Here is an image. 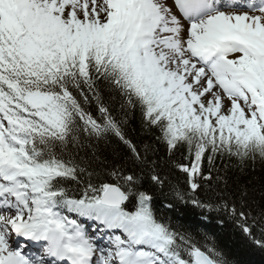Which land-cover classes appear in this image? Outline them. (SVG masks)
Returning <instances> with one entry per match:
<instances>
[{
  "label": "snow or ice",
  "instance_id": "obj_1",
  "mask_svg": "<svg viewBox=\"0 0 264 264\" xmlns=\"http://www.w3.org/2000/svg\"><path fill=\"white\" fill-rule=\"evenodd\" d=\"M234 8L250 11L222 10ZM105 93L125 115L139 109L169 152L187 147L176 166L191 202L212 210L194 195L197 177L212 180L203 162L264 158V0H0V264H227L210 238L157 216L143 167L167 178ZM109 134L140 172L103 156Z\"/></svg>",
  "mask_w": 264,
  "mask_h": 264
},
{
  "label": "trees",
  "instance_id": "obj_2",
  "mask_svg": "<svg viewBox=\"0 0 264 264\" xmlns=\"http://www.w3.org/2000/svg\"><path fill=\"white\" fill-rule=\"evenodd\" d=\"M105 99L111 103L113 115L124 119L126 139L136 145L138 151H144L147 147L158 174L167 179L163 186L153 182L150 170L135 164L128 145L114 134H109L102 143L103 156L109 162L124 163L128 169L137 172L143 167L142 190L153 196L157 216L170 221L174 228L192 233L201 241L205 237L210 238L227 264H264V247L256 243L257 240L264 242V158L257 155L255 159L241 161L236 157L218 156L211 166L205 160L202 172L208 175L211 171L212 180L209 182L197 177L201 187L194 195L199 201L211 203L214 207L209 210L196 206L191 202L193 193L188 174L176 166L191 162L187 147L178 145L169 152L167 145L158 139L159 129L144 123L139 109L127 110L125 115L120 110L118 94L113 93L109 100L108 93H105ZM91 107L95 114V104ZM173 186L188 195L183 200L178 199L172 192ZM222 202L228 204V210L215 207ZM233 205L237 209L235 216L230 211ZM241 211L247 217V224L252 227L251 236L240 226L243 222L239 218Z\"/></svg>",
  "mask_w": 264,
  "mask_h": 264
},
{
  "label": "bare ground",
  "instance_id": "obj_3",
  "mask_svg": "<svg viewBox=\"0 0 264 264\" xmlns=\"http://www.w3.org/2000/svg\"><path fill=\"white\" fill-rule=\"evenodd\" d=\"M101 0H97V4H99ZM240 3H247V2H257L258 0H238ZM168 4H171V1L167 2ZM222 10H228V11H237V12H242V11H250L247 8H234V9H222ZM258 14V13H257ZM96 234V233H94Z\"/></svg>",
  "mask_w": 264,
  "mask_h": 264
},
{
  "label": "rangeland",
  "instance_id": "obj_4",
  "mask_svg": "<svg viewBox=\"0 0 264 264\" xmlns=\"http://www.w3.org/2000/svg\"><path fill=\"white\" fill-rule=\"evenodd\" d=\"M164 2H165V0H164ZM187 23V22H186ZM227 103V102H226Z\"/></svg>",
  "mask_w": 264,
  "mask_h": 264
}]
</instances>
